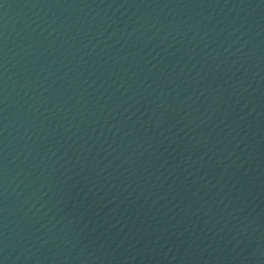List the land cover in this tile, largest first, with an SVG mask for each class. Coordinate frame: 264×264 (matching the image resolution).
I'll list each match as a JSON object with an SVG mask.
<instances>
[{
    "label": "water",
    "instance_id": "95a60500",
    "mask_svg": "<svg viewBox=\"0 0 264 264\" xmlns=\"http://www.w3.org/2000/svg\"><path fill=\"white\" fill-rule=\"evenodd\" d=\"M0 264H264V0H0Z\"/></svg>",
    "mask_w": 264,
    "mask_h": 264
}]
</instances>
